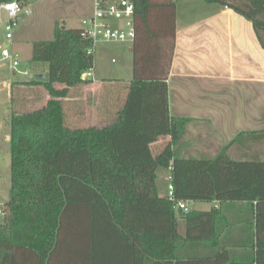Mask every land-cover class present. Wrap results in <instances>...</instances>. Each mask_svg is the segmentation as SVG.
Instances as JSON below:
<instances>
[{"label":"trees","instance_id":"obj_1","mask_svg":"<svg viewBox=\"0 0 264 264\" xmlns=\"http://www.w3.org/2000/svg\"><path fill=\"white\" fill-rule=\"evenodd\" d=\"M131 1L133 81L110 125H66L64 99L70 88L90 83L83 75L95 68L81 28L57 23L53 40L33 44L32 60L47 65L49 81L26 84L43 86L50 98L10 116L11 187L0 264H264V162H236L228 147L211 159L181 156L187 121L170 116L167 83L178 0ZM203 1L251 23L264 49V0ZM168 136L172 141L153 157L149 146ZM160 169L169 171L176 202L254 204L256 237L247 246L253 251L245 249L251 259H235L218 240L214 254L181 255L186 243L216 240L219 210L186 213L169 194L160 196Z\"/></svg>","mask_w":264,"mask_h":264},{"label":"crops","instance_id":"obj_2","mask_svg":"<svg viewBox=\"0 0 264 264\" xmlns=\"http://www.w3.org/2000/svg\"><path fill=\"white\" fill-rule=\"evenodd\" d=\"M92 1L94 0L89 1V6L84 10L83 18L92 14ZM193 2L194 0L176 2L177 30L167 76L170 116L175 120L187 121L181 140V156L211 159L228 147V156L236 162H264V49L252 24L232 9L212 4H208L211 7H201ZM182 4L187 8L195 7L199 11L198 16L195 17L197 13L190 16V9L188 15H180ZM20 29L21 26L14 36V51L16 43L24 39V25ZM126 48L124 68L129 77L127 69L129 55L133 60V44ZM47 70L48 67L46 74ZM94 74V81L89 80L91 82L88 84L70 88L64 99L66 123L69 119L70 125L75 127L73 129L110 125L118 119L126 105L133 81V66L132 77L123 80L117 78L121 81V89L113 87L119 84L115 78L103 80L99 70L95 68ZM26 83L28 82L12 86V102L18 95L20 99L25 96V102L34 104L40 94L42 103H36L40 105L39 108L43 107L50 98L47 90L43 86H29ZM55 88L62 89L63 85H56ZM66 112L69 113L68 117ZM195 131L197 135H189ZM3 133L10 142V129ZM171 141L169 136L162 137L151 145L159 155ZM194 154H199L200 157H194ZM168 173L164 176L165 180ZM168 194L169 189L168 193H159L162 197ZM220 202H189L190 208L198 213L219 210L213 236L216 240L186 243L181 255L214 254L215 249L211 244L218 240L232 252L235 259H251L245 249L253 251L247 246L254 243L256 237L254 204ZM179 233H186V223L182 219L179 220Z\"/></svg>","mask_w":264,"mask_h":264},{"label":"rangeland","instance_id":"obj_3","mask_svg":"<svg viewBox=\"0 0 264 264\" xmlns=\"http://www.w3.org/2000/svg\"><path fill=\"white\" fill-rule=\"evenodd\" d=\"M89 1L90 0H34L35 6L33 14L30 17L25 18L21 25V29H23L24 25L22 33L24 39L22 42L19 41V43H16L15 45V52L19 55L21 60L20 67L15 70L9 66L0 65V198L2 203H7L9 201L11 187V146L9 140L6 139L3 132H7L10 129L9 119L13 112H17L16 110H36L40 107V105H37L38 103L36 102L39 101V104L42 103L40 94L36 97L38 101L35 103L33 102L34 104L25 102V96L20 99L18 95L12 102V98L14 96L12 86L20 82H30L32 81V76L35 78V76L44 77L46 75L47 65L34 62L32 60L33 43L37 41L53 40L54 27L57 23L60 25L64 24L68 28L81 27V23L79 21L83 18L84 10L89 6ZM193 3L200 5L201 7L202 5L211 7L203 0H194ZM92 5L94 7V1H92ZM180 7V15L181 13L183 15L190 12L188 9L192 10L191 14H189L190 16H194L197 12H199L195 9V7L194 9L191 7L187 8L184 4ZM198 14L199 13H197L195 17H197ZM113 25L117 27L121 26L124 30L129 28V25L126 22H115ZM131 43V41H127L125 43L103 42L98 44L96 47L95 69L99 70L103 80H111V78H115L119 84L113 87H117V89L122 88V85H120L121 81H119V79L123 80L124 78L132 77L133 60L131 61L130 55L129 67L127 69L130 73L129 77L127 76L126 69L124 68L127 53L126 47L129 44L131 45ZM25 70L29 71L30 76H24L21 73H18V71ZM66 110L68 111V108H66ZM68 115L69 113H67V117ZM66 125L72 129L75 128L70 125L69 119ZM195 134L197 135L196 131L190 132L189 135L194 136ZM149 150L153 157L158 154V151L155 152L152 145L149 146ZM194 155V157H200L199 154ZM166 172L168 173L169 171L166 169H160L158 171L159 177L157 185L160 194L165 192L168 193L167 183L169 180L168 177L166 180L164 179V176H167ZM192 206L193 203L191 204V207ZM4 219L5 215L0 214V224L4 223ZM181 230H183V228Z\"/></svg>","mask_w":264,"mask_h":264},{"label":"built area","instance_id":"obj_4","mask_svg":"<svg viewBox=\"0 0 264 264\" xmlns=\"http://www.w3.org/2000/svg\"><path fill=\"white\" fill-rule=\"evenodd\" d=\"M34 6V0H9L0 4V65L9 66L15 70L20 67V57L13 50L14 36L25 18L33 14ZM134 13L135 6L131 0H94L92 14L84 18L81 23L83 37L91 42L88 53L95 54L96 47L103 42L131 41L133 43L135 39ZM115 22H126L129 28L124 30L121 26L113 25ZM18 73L30 76L28 70L18 71ZM32 78L34 79V76ZM94 78V69L84 74V80L94 81ZM168 180L171 181V176ZM169 196L171 201H177L171 182L169 183ZM176 203L177 207L186 213L192 210L187 201ZM5 204L0 198V214L2 215L5 214Z\"/></svg>","mask_w":264,"mask_h":264},{"label":"water","instance_id":"obj_5","mask_svg":"<svg viewBox=\"0 0 264 264\" xmlns=\"http://www.w3.org/2000/svg\"><path fill=\"white\" fill-rule=\"evenodd\" d=\"M83 79H84V75H83ZM35 80L36 81H42V82H48L49 81V74L47 73L44 77L36 76Z\"/></svg>","mask_w":264,"mask_h":264},{"label":"clouds","instance_id":"obj_6","mask_svg":"<svg viewBox=\"0 0 264 264\" xmlns=\"http://www.w3.org/2000/svg\"><path fill=\"white\" fill-rule=\"evenodd\" d=\"M13 7H14V5H13Z\"/></svg>","mask_w":264,"mask_h":264}]
</instances>
